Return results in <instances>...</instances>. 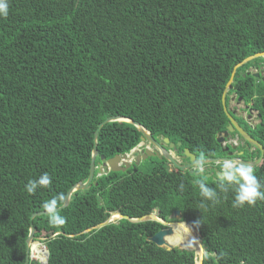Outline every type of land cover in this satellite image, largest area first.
<instances>
[{"label": "trees", "instance_id": "16d2710c", "mask_svg": "<svg viewBox=\"0 0 264 264\" xmlns=\"http://www.w3.org/2000/svg\"><path fill=\"white\" fill-rule=\"evenodd\" d=\"M8 5V16L0 17V264H25L31 226L49 252L47 264H196L194 248L148 240L163 227L156 221L120 219L85 232L112 212L174 222L175 211L198 233L201 240L188 226L202 241L203 264H264V200L234 207V186L224 191L219 179L182 172L165 159L149 172L136 165L100 172L105 160L141 142L139 128L125 121L99 131L93 182L58 211L65 223L52 225L49 214L31 219L53 196L63 194V206L72 186L87 181L94 134L108 117L131 118L154 138H168L186 162L185 149L199 160L225 155L217 141L229 124L222 95L234 67L264 52V0ZM260 63L256 58L237 69L226 104L235 94L256 112L259 122L243 129L264 148V81L249 71ZM239 137V150L252 146ZM253 170L264 183V157ZM44 173L51 186L29 195L25 185ZM200 180L216 191L218 203L201 195ZM173 230L166 242L175 246L182 236Z\"/></svg>", "mask_w": 264, "mask_h": 264}, {"label": "water", "instance_id": "95a60500", "mask_svg": "<svg viewBox=\"0 0 264 264\" xmlns=\"http://www.w3.org/2000/svg\"><path fill=\"white\" fill-rule=\"evenodd\" d=\"M256 58H264V52H259V53H256L254 55H251V56L245 58L243 61L239 62L234 67V69L232 71L231 77H230L229 81L227 82L226 88H225L223 95H222L223 110L229 119V124L227 126V129L223 133L218 134L217 141L221 144V146H223L225 143V140L229 137V135L231 133L237 132L244 140H246L248 143H250L252 146L256 147L260 151V155L258 158L254 159V160L253 159L252 160H244L240 157H217V158H208V159L199 160L196 158L195 154L190 152L189 149H185L184 154L186 157L189 158V160L187 163H181L176 158V155H175L178 151L177 147H175V144L173 142L170 143L168 138H165L164 143L162 144L156 138H154L153 135L151 134V132L149 130H147L142 124H140L137 121L132 120L131 118L124 117V116L108 117L104 121H102L101 123L98 124L97 129H96L95 134H94L95 145H94V149H93V153H92V157H91L90 174H89L87 181L86 182H79V183L75 184L74 186H72V188L69 190V192L66 196V199H65L63 206L58 208V211L66 208L69 205L70 197H71L73 192H75L77 190H86L91 186L93 179H94V176H95V169L97 168L95 165V160H96V157L98 156V150H97L96 142H97V137H98L99 131L103 128V126L105 124H107L109 122H113V121L129 122V123L133 124L134 126H136L137 128H139V130L142 133V136H141V142L138 144V146L143 145L145 142H148L149 144L153 145L154 148L150 149L149 147H147L144 150V153L142 154V156L137 157L135 165L140 163L141 160L148 159L149 157H157L160 160H162V159L167 160V162L173 168H177V169L181 170L182 172L189 171L191 174H195L196 176L199 174H203V173H200L196 169L200 165L215 163L218 160L234 161L237 163H243L246 166H251L252 168L258 166L264 157L263 146L257 140H255L247 131H245L243 129V127L236 120V118L234 116V112L231 111L226 104V97L228 94V90L232 86V83L234 81V77H235L237 69L239 67L243 66L244 64L256 59ZM248 73H250V72H248ZM260 75H261L260 73H254L253 74V76L256 78H258ZM244 76H245V74H244ZM238 101L240 102L241 98H239ZM180 144H181L180 142L177 143L178 146ZM166 145H168L169 147L166 148ZM134 150H135V148L132 149L131 152H133ZM227 150H228V148H223L224 152ZM131 152L130 153H124V154H116L114 157L105 160L103 162L102 166L107 167V169L110 171L125 172V171H127V169H129L131 167V163H129L127 161V157L129 156V154H131ZM101 159L103 160L104 157L102 156ZM222 171L223 170L216 171L215 175L213 173H208V174H205V176L207 178H212L213 180H216V179H218V173L222 175ZM47 214L48 213L46 211L37 212V213L32 215L31 219L35 218L36 216H42V215H47ZM114 216L117 217V220L126 219L130 222H133V223H139V222H143V221L152 220V221H156V222L163 224V227L154 236L148 238V240L152 241L153 243H155L159 247H165L167 249L174 248L172 245H169L166 242V237L170 236L174 233V230L171 227L172 224L183 223V224L191 227L196 232V230L192 226L188 225L186 222L179 221L182 219V214L180 211L174 212L173 216L178 220V221H174V222L165 221L162 218H159L158 216H156L154 214H148V215H145L142 217L132 218V217L123 215L119 212H112L106 221H104L103 223H100L94 227H90L85 232H90L93 230L100 229L101 227H103V226H105L111 222L117 221V220H114V218H113ZM34 233H35V230H34L33 226H31L30 234L27 238V255H26L25 264H29V262L31 260H33L31 258V254H30V245L32 242L36 241ZM178 248H180L182 250H189V249L184 248L182 246H179ZM194 253H195V257L197 259V254L195 251H194ZM45 254H46V261H44V262L39 261L41 264H47L48 263L49 252L47 249H46ZM198 259H197L196 264H203V255L201 257H199Z\"/></svg>", "mask_w": 264, "mask_h": 264}, {"label": "clouds", "instance_id": "9594fccd", "mask_svg": "<svg viewBox=\"0 0 264 264\" xmlns=\"http://www.w3.org/2000/svg\"><path fill=\"white\" fill-rule=\"evenodd\" d=\"M8 11V0H0V17L6 18L8 16ZM222 170V175L218 173V179L224 191L228 190V187H225V185L230 187L234 186V207H243L245 204L255 206L257 201L264 200V183H261L259 178L254 174V170L251 166H246L243 163L234 161H225L222 165ZM198 171L204 173L205 169L200 165ZM51 183L52 178L47 173H44L36 179H30L25 185V189L29 195H34L38 188H48L51 186ZM197 183L199 184L201 195L204 198L213 201V203H218V196L214 189L208 187L203 180ZM63 199V194H60L59 196H53L50 200L42 204V207L49 214V222L52 225H63L65 223V219L57 214L58 203L59 201H63ZM194 223L196 226H199L200 221L198 220ZM175 230L183 232L190 231L183 223Z\"/></svg>", "mask_w": 264, "mask_h": 264}, {"label": "flooded vegetation", "instance_id": "af4514ba", "mask_svg": "<svg viewBox=\"0 0 264 264\" xmlns=\"http://www.w3.org/2000/svg\"><path fill=\"white\" fill-rule=\"evenodd\" d=\"M255 70H259L261 69L260 66H255L254 67ZM263 68H264V65H263ZM255 73H260L261 75L258 77L260 78L262 81H264V69L260 70L259 72H255ZM240 102H243L242 100ZM238 100H237V109H232L235 116H240V120H238L236 117V120L239 122V124L243 127V126H254L252 125V122H254V118H256V112L252 110V108L245 104L243 102V105H241L242 103H240ZM230 104V102H229ZM250 112V113H249ZM241 120L242 121H246L247 123H245L244 125L241 123ZM159 142H161L162 144L164 143V140L165 138L163 137H160V136H157L155 137ZM244 143H243V140L240 139L239 135H235L233 136L232 133L229 135V137L225 140V143L223 145V148H228L227 151H225V155L223 156H220V157H240L244 160H254L258 157H254V153H255V150L256 148L254 146H248L245 148V150H239L238 148L240 146H243ZM145 146V149L147 147H149L150 149L154 148L153 145L149 144V146H147L146 144L144 145ZM144 149V150H145ZM144 153V151H142V153H138V152H134L133 154H138V156H142V154ZM231 154V155H230ZM177 155V154H175ZM157 158V157H155ZM158 159V158H157ZM182 163H184L182 160H181ZM188 162V161H187ZM186 162V163H187ZM225 162V160H218L217 162L215 163H211V164H208V165H202L205 169V174H208V173H213L215 175V172L216 171H219V170H222V166H219V164H223ZM135 162H132L131 163V167L130 168H134L135 166ZM198 169V168H196ZM213 175V176H214Z\"/></svg>", "mask_w": 264, "mask_h": 264}, {"label": "rangeland", "instance_id": "374dc122", "mask_svg": "<svg viewBox=\"0 0 264 264\" xmlns=\"http://www.w3.org/2000/svg\"><path fill=\"white\" fill-rule=\"evenodd\" d=\"M264 59V58H263ZM259 62H262V61H260L259 60ZM260 68L261 69H259L258 71L257 70H255V68L254 67H251L250 68V72L251 73H255V72H259L260 70H262V69H264L263 68V63H260ZM234 98V99H233ZM229 102H230V108L231 109H237V99H236V96H235V94H232V95H229ZM240 103H242L241 105H243V102H240ZM228 108H229V106H228ZM234 116H235V114H234ZM237 119H239L240 120V116H235ZM259 122V120L257 119V118H254V122H252V125H256L257 123ZM241 123L244 125L245 123H247L246 121L244 122V121H242L241 120ZM144 144H146L147 146H149V143L148 142H145ZM169 146L168 145H166V148H168ZM144 149L145 148H142V149H137V151L136 152H138L139 154L140 153H142V151H144ZM177 154V153H176ZM137 155L138 154H129V156L127 157V161L129 162V163H132V162H135L136 163V160H137ZM178 157H179V159L180 160H182V161H185L184 163H186V159L185 158H183V157H181V156H176V158L178 159ZM178 159V160H179ZM158 162H161V160H159V159H157V158H155V157H149L148 159H145V160H141L140 161V163H138V164H136V170H138V171H140V172H149V171H151L152 170V167L155 165V164H157ZM168 165L170 166V167H172L169 163H168ZM223 164H219V166H222ZM107 168V167H106ZM99 169H100V172H103V171H105V167H103V166H100L99 167ZM117 220V219H116ZM175 234V232L172 234V235H170V236H173ZM196 234H197V236L199 237V235H198V233L196 232ZM168 237V236H167ZM199 239H200V237H199ZM201 240V239H200ZM37 241H40V240H37ZM41 243V242H40ZM201 243H202V241H201ZM41 246H44V244H40ZM180 245L178 244V245H175V246H173V247H179ZM45 247V246H44ZM204 249V248H203ZM190 250V249H189ZM204 253H205V250H204ZM198 259V258H197ZM33 260H36V261H40L39 259H33ZM199 260V259H198Z\"/></svg>", "mask_w": 264, "mask_h": 264}, {"label": "bare ground", "instance_id": "6f19581e", "mask_svg": "<svg viewBox=\"0 0 264 264\" xmlns=\"http://www.w3.org/2000/svg\"><path fill=\"white\" fill-rule=\"evenodd\" d=\"M114 220L117 219L116 216L113 217ZM181 224H172L171 227L176 229ZM185 225V224H184ZM187 226V225H185ZM188 227V226H187ZM180 235L182 236V241L179 242V245L182 247H192L194 248V251L197 254V258L201 257L203 255L201 244L198 243V241L193 237L191 232H183L180 230H177ZM195 243V246L193 245ZM41 243L39 241H34L30 245V254L32 259H39L40 261H46V248L44 246L40 245Z\"/></svg>", "mask_w": 264, "mask_h": 264}, {"label": "built area", "instance_id": "2783aa9c", "mask_svg": "<svg viewBox=\"0 0 264 264\" xmlns=\"http://www.w3.org/2000/svg\"><path fill=\"white\" fill-rule=\"evenodd\" d=\"M142 148H145V146L144 145H141V146L136 147L135 150L133 152H131V154H133L134 152H136L137 149H142Z\"/></svg>", "mask_w": 264, "mask_h": 264}, {"label": "crops", "instance_id": "0c3cea01", "mask_svg": "<svg viewBox=\"0 0 264 264\" xmlns=\"http://www.w3.org/2000/svg\"><path fill=\"white\" fill-rule=\"evenodd\" d=\"M234 99V98H233ZM231 106H230V104H229V109L231 110V111H233L231 108H230ZM177 156V155H176ZM178 159H179V157H178ZM179 161L181 162V160L179 159ZM182 163V162H181Z\"/></svg>", "mask_w": 264, "mask_h": 264}]
</instances>
